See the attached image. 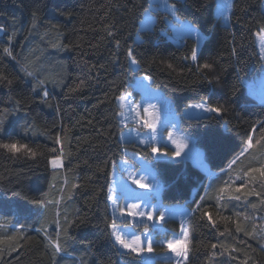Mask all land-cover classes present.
<instances>
[{"label":"trees","instance_id":"1","mask_svg":"<svg viewBox=\"0 0 264 264\" xmlns=\"http://www.w3.org/2000/svg\"><path fill=\"white\" fill-rule=\"evenodd\" d=\"M146 6V0H0L5 28L0 73L14 80L11 90L0 86V108L20 102L0 141L18 140L37 153L0 149V264H143L141 257L118 251L109 238L115 219L108 187L125 150L154 162L165 204L200 205L188 221L192 239L186 264H264V180L258 172L255 179L245 176L264 165V105L237 82L238 76L263 71L257 36L264 26V0H233L227 26L216 14L217 0H176L177 17L205 37L196 62L190 58L196 40L179 44L162 34L169 32L165 13L156 14L153 28L141 33L144 43L137 42ZM129 48L141 62L138 70L128 68ZM204 63L213 65L212 84L203 79ZM24 67L33 75L25 76ZM146 75L152 88L173 101L181 128L196 137L213 178L189 160H155L150 148L122 143L118 101ZM41 81L49 93L46 102ZM201 102L222 106V115H184L188 105ZM249 137L253 147L244 154ZM57 156L63 160L58 171L50 163ZM245 181L247 187L236 192ZM41 200L43 207L35 203ZM237 222L243 231L237 232ZM165 224L180 229L177 221ZM45 236L59 240L63 251L53 256ZM232 248L237 251H225Z\"/></svg>","mask_w":264,"mask_h":264},{"label":"rangeland","instance_id":"2","mask_svg":"<svg viewBox=\"0 0 264 264\" xmlns=\"http://www.w3.org/2000/svg\"><path fill=\"white\" fill-rule=\"evenodd\" d=\"M222 2L227 3V0H217V6ZM231 3L233 5V0H231ZM225 11L226 14L229 16V20L227 22L220 17V9L218 7L216 8L217 16L221 19L222 24L227 26L229 25L232 11L227 12L226 9ZM158 12H162L168 15V18H166V23L169 32L165 31L162 34H164L169 39L179 44L183 43V41L186 40L187 38H192L197 41L195 34L188 35L179 31L182 25L188 24V22L180 20L177 16L173 17L164 7L163 0H159V5L157 9L154 12H152V22L146 25L143 31L151 30L153 28V26L156 23V14ZM140 29H141V24H140ZM197 31L200 34V39L199 41H197L198 43L197 51H199V48L203 43L205 37L198 29ZM4 33H0V35H3ZM257 44L262 58V55H264V53H262L261 41L259 35L257 36ZM262 59L264 60V58ZM244 81L248 92H249V86H252V92L251 93L249 92V94L264 105V67H263V71L260 74L254 77L246 78L244 79ZM131 87L132 89L126 92L123 96H128V98L132 101V107H136V105H140L139 108V111L141 113L140 120L141 121L144 119L153 120L152 115H146L144 113L145 108L148 109L149 113H154L156 116H158V119L154 121L156 126V132L154 134L155 140L148 141V137L153 135V133H151L149 129L143 127L142 123L133 122L131 120L128 121L124 120V118L121 116V113L123 112L125 116H127L129 115V110L126 101L119 99L118 104L121 109V112L119 114V122L122 129L120 139L122 143L125 145L135 142L137 145L143 147L150 148V146H155L157 148H160L161 151L171 152V151H175V147L172 144V141L169 140V135H168L169 133H172L174 139L179 140L181 138H184L188 141V147L183 150L182 156L174 161L182 160V159L189 160L195 166L200 168L207 176H209L210 179L213 178L216 174L213 173L209 163L207 162L204 150L198 146L196 137L186 133L181 128L180 115L177 113L171 98L167 96L165 93L152 88L150 86V81L143 80V77L136 78L132 83ZM121 105H123V107ZM191 105H196V104H191ZM151 106H155V107L153 108ZM184 115L188 117L201 118V117H206L210 114L204 112L202 109L188 108L184 112ZM129 130H131L130 133ZM139 140H145L148 142L141 144L139 143ZM246 152L247 151H244V154ZM125 154L127 156L122 160H120V162L114 167L112 172L111 185H113L116 189L115 194L117 196L120 195L121 192L120 181L122 176L126 179L128 173L130 172L135 176H141V175L147 176V179L151 180V176L148 175V173L151 172L156 177V181L159 185L158 190L145 191L136 188L135 185L131 184V181H128L127 183L135 192L142 193L147 199L148 203L154 205L157 209L161 211L167 210V212H166L165 220L162 223L156 224L155 226H153V222L151 221H147V220L141 221L140 219H136V220L127 219V222H125L126 218L120 217L118 211L115 214L113 213V206L109 201L112 215L117 223V228L126 238L131 239L133 236H141L145 231L143 225L148 224L149 225L148 235L157 242H159V241L181 238L182 236L181 225H183L189 233L188 249L190 251L192 235L188 221L192 215L191 209L186 204H165L162 200V192L164 187L163 180L160 176L159 171L154 165V162H147L140 154L129 152L128 150H125ZM154 158L155 160L172 161L166 158L158 159L156 156H154ZM61 161L63 165V160L61 159ZM124 161H127V164H124L123 163ZM62 168L63 166L60 168H56V169L53 168V169L58 171V170H62ZM132 202L140 203L141 207L142 208L144 207V201L142 200L129 199L126 201L121 199L119 201V204L124 205L126 203H132ZM169 220H174L179 222L180 229L177 231L171 226H167L165 223ZM156 246H158V248L160 249L156 248L155 253L153 255L151 256L145 255L141 257L143 264H175L177 258L173 253H171L166 247H161L159 243H157ZM263 248H264V243H263ZM120 251L124 252V250H120ZM189 251H188V258H189ZM187 262L188 259L185 262V264Z\"/></svg>","mask_w":264,"mask_h":264},{"label":"snow or ice","instance_id":"3","mask_svg":"<svg viewBox=\"0 0 264 264\" xmlns=\"http://www.w3.org/2000/svg\"><path fill=\"white\" fill-rule=\"evenodd\" d=\"M147 6L142 7V12L144 14V19L141 20V29L138 31L137 35V42L140 44H143L144 41L140 38L141 33L144 30V27L152 22V12H154L158 5L159 0H146ZM164 7L166 10L173 16H177L178 8L176 7V0H163ZM220 9V17L224 19L226 22L229 20V16L226 14L225 9L227 12L232 11V3L231 0H227V3L222 2L217 6ZM33 27H35V24H33ZM182 33L192 35L195 34L197 41L200 39V34L195 28L194 25L191 23L182 25L181 29L179 30ZM5 28L3 26H0V33H4ZM109 36H112L113 33L109 32ZM258 35L260 36L261 41V48L262 53H264V26H262L258 30ZM16 36V32L13 31L12 34L8 37L9 45L12 43V40ZM116 47H120V41L117 39L115 41ZM4 54H6L9 57H12V51L10 50V47H4L3 48ZM127 58L129 60L128 68L130 71H135L140 68L141 62L134 54L133 50L129 48L127 50ZM188 57H185L187 59ZM190 58L193 62H196L198 60V51L196 48H193L190 53ZM262 58H264V55H262ZM171 67V65H169ZM202 69L207 70L206 73L203 74V79H206L209 84H212L213 81L208 78V73H211L213 70V65L211 63H204L202 65ZM25 76H32L33 73L31 71H28L26 67L23 69ZM151 76H144L143 80L151 81ZM237 82L240 85H243L245 83L243 77L237 78ZM14 83L13 79H9L8 76L4 75L3 73H0V86L7 87L11 90V87ZM43 81L40 82L41 88H42V100L46 102L49 93L46 89H43ZM84 83V81H81L80 85H77L76 88L72 89V91H77L81 85ZM238 90L237 86L234 85V91ZM33 91H36L35 88H33ZM249 92H252V86H249ZM130 95V94H129ZM9 99L11 100V93L9 94ZM121 100L126 101L129 115L125 116V114L122 112L121 116L124 118L125 121L131 120L133 122L142 123L143 127L149 129L153 135L148 137V141L155 140V132H156V126H155V120L158 119V116H156L154 113H149L148 109H144V113L146 115H152L153 120L144 119L140 120V105H136V107H132V101L128 98V96H121ZM20 102L17 101L16 105H14L11 108L4 107L0 108V136H3L7 132V126L9 124V116L15 114L20 110ZM123 107V105H121ZM155 107V106H151ZM188 108H196V109H202L206 113H215L217 116L222 115V106H212L211 104L207 102H201L200 104L196 105H188ZM261 129L264 130V122L261 123ZM255 132V129H253ZM131 130H129V133ZM139 135V134H138ZM169 140L172 141V144L175 147V151H161L160 148H157L155 146H150L151 153L159 158H166L168 160H176L180 158L183 154V150L188 147V141L184 138L181 139H174L172 133H169ZM148 141L145 140H139V143L144 144ZM56 143L59 144L60 140L57 138ZM256 143H259V141H256ZM253 147V140L251 137L247 140V148L244 149V151H248L249 148ZM0 149H3L9 153L17 154L21 152H25L26 154L30 155L31 157L36 156V152L33 151L27 144L20 143L18 140H10V142H2L0 141ZM53 152L57 151V149L53 148ZM243 155V152L241 153ZM51 166L56 169L62 167V161L60 159V156H57L50 160ZM124 164H127V161L123 162ZM235 163V161H233ZM115 167V165L113 166ZM259 173V176L262 180H264V165L256 168H250L247 172H245V176H248L249 179H255V177L252 175L253 173ZM149 176H151V180L147 179V176L141 175V176H135L132 173H128L127 178L125 179L123 176L121 177L120 186H121V192L120 195L117 196L115 194L116 189L113 185H109L108 187V194L107 199L111 202L113 206V213L115 214L117 211L119 213V216L122 218H126L125 222H127V219L136 220L140 219L141 221L147 220L153 222V226L156 224L162 223L165 220L166 212L167 210L161 211L157 209L154 205L147 202V199L142 193L135 192L129 185L128 181H131L132 185H135L136 188L149 191V190H158L159 185L156 181V177L151 172L148 173ZM237 179H243V177H237ZM147 181V182H146ZM247 181L240 187H237L235 189L236 192H240L242 188L247 187ZM220 193L223 194L226 191H228L227 185L225 187H222L219 189ZM244 195H251V193H244ZM229 199H235L239 200V195H229ZM123 200H142L144 201V207H141L140 203H126L124 205L119 204V201ZM38 206L43 207L44 202L36 201L35 202ZM193 204L195 205L191 212L194 214L198 211H200V205L196 204L195 201H193ZM163 207V206H161ZM204 216H207L209 219V222L212 223L213 227H215V222L212 221L211 216L205 212L203 213ZM19 227L23 229L25 227L24 224H20ZM145 231L141 236H133L131 239L126 238L121 231L117 228V223L115 220H112V222L109 224V228L111 229L109 233V238L113 241L114 246H118L119 250H124V254L135 256V257H143L145 255L151 256L155 253L156 245L157 243L160 244L161 247H166L171 253L175 255L177 258L175 261V264H185V262L188 259V244H189V233L187 229L181 225V238L172 239V240H166V241H159L157 242L153 238H151L149 233V225L144 224L143 225ZM37 231H40V229H36ZM236 230L237 232L243 231L241 225L239 222L236 223ZM223 234V233H221ZM249 234V233H246ZM70 238V237H69ZM45 239H48V246L53 250V256H55L57 253H60L63 251L62 244L59 240H52L49 239L47 236H45ZM217 245L213 244L212 248L215 249ZM15 251H18V249H13ZM225 251H228L229 253L237 251V249H225ZM244 264H247V261L244 262Z\"/></svg>","mask_w":264,"mask_h":264}]
</instances>
